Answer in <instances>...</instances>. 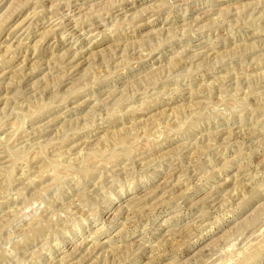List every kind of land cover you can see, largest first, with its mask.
I'll use <instances>...</instances> for the list:
<instances>
[{"label":"rangeland","instance_id":"obj_1","mask_svg":"<svg viewBox=\"0 0 264 264\" xmlns=\"http://www.w3.org/2000/svg\"><path fill=\"white\" fill-rule=\"evenodd\" d=\"M0 264H264V0H0Z\"/></svg>","mask_w":264,"mask_h":264},{"label":"bare ground","instance_id":"obj_2","mask_svg":"<svg viewBox=\"0 0 264 264\" xmlns=\"http://www.w3.org/2000/svg\"><path fill=\"white\" fill-rule=\"evenodd\" d=\"M71 7V6H70ZM69 7V8H70ZM86 8V7H85ZM76 9V8H75ZM69 11V10H68ZM74 10H70L68 13H66V15H68L69 16V19H70V17H72L73 16V14H72V12H73ZM65 13V12H64ZM131 13V12H130ZM131 15V14H130ZM129 15V16H130ZM74 17V16H73ZM121 18V17H120ZM50 19V18H49ZM71 20H72V18H71ZM32 24V23H31ZM74 26H76V25H74ZM22 28V27H21ZM72 32V31H71ZM78 32V31H77ZM89 32V31H88ZM74 71V70H73ZM31 167V166H30ZM117 176V175H116ZM243 177V176H242ZM97 192V191H96ZM216 194V193H215ZM218 198V197H217ZM94 202V201H93ZM128 203V202H127ZM129 205V204H128ZM123 207V206H122ZM213 207V206H212ZM92 210V209H91ZM124 210V209H123ZM120 211V210H119ZM127 212V211H126ZM87 233V232H86ZM89 236V235H88ZM149 236V235H148ZM83 240V239H82ZM91 240V239H90ZM92 241V240H91Z\"/></svg>","mask_w":264,"mask_h":264}]
</instances>
